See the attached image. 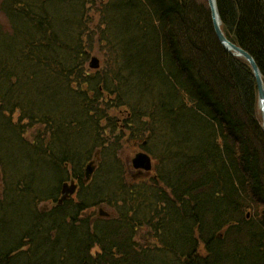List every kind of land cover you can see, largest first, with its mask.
I'll return each instance as SVG.
<instances>
[{
	"label": "trees",
	"instance_id": "trees-1",
	"mask_svg": "<svg viewBox=\"0 0 264 264\" xmlns=\"http://www.w3.org/2000/svg\"><path fill=\"white\" fill-rule=\"evenodd\" d=\"M217 8L264 83V0ZM0 9V264H264L257 83L218 42L207 0ZM94 50L106 66L91 77ZM127 139L155 152L151 176L126 177ZM96 146L114 167L84 185ZM69 178L77 199L40 210ZM99 205L113 214L93 221Z\"/></svg>",
	"mask_w": 264,
	"mask_h": 264
},
{
	"label": "water",
	"instance_id": "water-1",
	"mask_svg": "<svg viewBox=\"0 0 264 264\" xmlns=\"http://www.w3.org/2000/svg\"><path fill=\"white\" fill-rule=\"evenodd\" d=\"M208 6L209 10L211 11V19L213 21V29L216 33V37L219 42L222 43V45L229 51L235 54L236 56L243 57L252 67V71L255 74V79L257 83V94H258V104L261 111L262 119H263V126H264V83L262 82V75L259 71V68L254 61V59L243 49L241 50L238 46L233 44L232 42L228 41L226 37L224 36L223 31H221V20H220V14L219 10L217 9V3L216 0H208ZM99 66V60L95 56H92V59L89 63V67L97 68ZM132 164L135 168H144L145 170H150L152 167L151 160L149 156L145 153H139L136 155V157L132 160ZM86 171H85V182L89 179L90 175L95 170V166L91 163L86 165ZM61 190V196L59 197L58 202L62 203L63 200L66 199V197H69L70 195L74 194L76 191V185L73 181L68 184L67 182L62 185Z\"/></svg>",
	"mask_w": 264,
	"mask_h": 264
},
{
	"label": "bare ground",
	"instance_id": "bare-ground-1",
	"mask_svg": "<svg viewBox=\"0 0 264 264\" xmlns=\"http://www.w3.org/2000/svg\"><path fill=\"white\" fill-rule=\"evenodd\" d=\"M139 5V4H138ZM218 9V8H217ZM224 47V46H223ZM224 49L226 50V51H228L225 47H224ZM230 53H232V52H230ZM124 151V150H123ZM91 160H88V161H86V163H85V165H84V169H83V178L84 179H86V176H85V171H86V165L87 164H89V163H91L92 162V164L95 166V170H96V166L97 165H95L96 163H97V160L99 161L98 163H103V165H107V169L109 170V168H113L114 167V161L112 160V157L110 156V157H108L107 158V162H105V161H101L102 160V158H103V155L101 154V150H100V148L98 147V146H96V148L93 150V152H91ZM26 160H29V158H27V157H24ZM97 163V164H98ZM142 169H144V168H142ZM71 169H69V171H70ZM94 170V171H95ZM147 171L148 170H143V172L141 173L142 175L140 176V178L138 179V180H140L141 178H146V177H148V173H147ZM93 177L94 176H92V174L90 175V177H89V179L87 180V182H84V183H82V184H84V185H87L88 183H90L91 181H92V179H93ZM2 182V180H1V172H0V183ZM66 183V182H65ZM64 182H62L61 183V185H63V184H65ZM79 188L80 187H78V189L76 190V194H77V192H78V190H79ZM75 194V196H74V198L75 199H77V195ZM63 204V203H62ZM62 204H58V206H60V205H62ZM20 224H18V226H19ZM16 227H17V224L15 225ZM3 242V241H2Z\"/></svg>",
	"mask_w": 264,
	"mask_h": 264
},
{
	"label": "rangeland",
	"instance_id": "rangeland-1",
	"mask_svg": "<svg viewBox=\"0 0 264 264\" xmlns=\"http://www.w3.org/2000/svg\"><path fill=\"white\" fill-rule=\"evenodd\" d=\"M1 1L2 0H0V4H1ZM0 23H5V17L3 16V12L1 11V9H0ZM92 54H94L97 58H99L100 59V62H101V66H100V68H102V69H100V70H105V66H106V64H105V61H106V58L105 57H102V56H100V54L98 53V51L96 50H94L91 54H90V56L92 55ZM89 72H90V70H89ZM152 150V152L153 153H155L154 151H153V149L151 148V146L149 145V150ZM139 150H142V149H131V148H125L124 149V151H122L121 153V155H120V158H121V160H123V161H127V164H129V162H130V159L132 158V156L135 154V152L136 151H139ZM151 152V153H152ZM130 165V164H129ZM130 168V169H129ZM133 169V168H132ZM131 169V167H128V171H127V175H128V178H129V175H132V174H134L135 172V170H132ZM103 207H105L106 208V206H103ZM104 208V211H107V208L105 209ZM108 209H110V208H108ZM111 210V209H110ZM109 213V212H108ZM247 214H248V218H250V216L252 215V213L251 212H245V217H247ZM253 223V222H252ZM219 232H220V234L223 236L224 234H223V232H224V230H222V231H220L219 230ZM218 235H219V233H218ZM221 235H219L220 237H221ZM1 239V238H0ZM138 239V238H137ZM139 240V239H138Z\"/></svg>",
	"mask_w": 264,
	"mask_h": 264
}]
</instances>
